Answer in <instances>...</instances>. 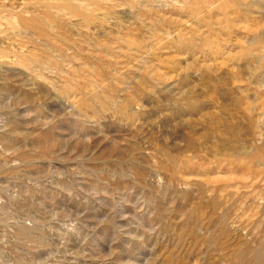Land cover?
Returning a JSON list of instances; mask_svg holds the SVG:
<instances>
[{
    "label": "rangeland",
    "instance_id": "rangeland-1",
    "mask_svg": "<svg viewBox=\"0 0 264 264\" xmlns=\"http://www.w3.org/2000/svg\"><path fill=\"white\" fill-rule=\"evenodd\" d=\"M0 264H264V0H0Z\"/></svg>",
    "mask_w": 264,
    "mask_h": 264
}]
</instances>
